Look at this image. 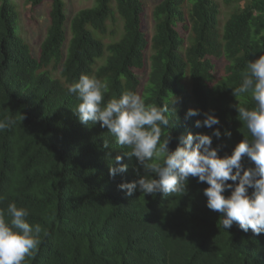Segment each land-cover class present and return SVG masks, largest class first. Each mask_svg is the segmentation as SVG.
Segmentation results:
<instances>
[{"label": "trees", "instance_id": "trees-1", "mask_svg": "<svg viewBox=\"0 0 264 264\" xmlns=\"http://www.w3.org/2000/svg\"><path fill=\"white\" fill-rule=\"evenodd\" d=\"M42 1L28 0L33 6ZM152 1L148 39L141 0H94L69 20L64 0H50L35 55L17 3L0 0V120L16 121L0 131V209L10 203L27 208L28 222L42 229L25 264H264V233L244 232L237 223L224 229L220 213L207 207L208 185L198 178H189L184 195L144 196L137 190L127 196L118 185L136 180L137 169L144 174L135 157L124 155L131 149L117 145L99 122L84 125L73 114L79 101L68 89L82 74L107 85L105 102L137 93L133 70L143 67L148 49L140 96L146 104L169 105L161 141L170 133V151L188 132L211 135L219 128L222 136L213 137L212 146L221 156L231 154L244 136L251 139L236 106L251 108L255 102L250 94L235 97L233 89L247 62L264 55V0H223L230 8L224 21L217 0ZM117 20L120 33L109 27ZM213 58L225 61L218 79ZM189 108L201 115L186 119ZM206 112L220 124L195 127ZM117 154L128 170L112 177L108 164ZM243 163L252 166L247 159Z\"/></svg>", "mask_w": 264, "mask_h": 264}, {"label": "clouds", "instance_id": "clouds-1", "mask_svg": "<svg viewBox=\"0 0 264 264\" xmlns=\"http://www.w3.org/2000/svg\"><path fill=\"white\" fill-rule=\"evenodd\" d=\"M68 91L75 94L79 101L72 109L78 120L84 125L99 122L102 128L106 127L117 145L131 149L124 155L129 160L135 157L143 168V175L139 169L136 170V180L118 185L127 196L137 190L144 196L157 193L165 197L184 195L189 178L195 177L198 182L208 185L203 190L207 207L220 213L219 223L224 229H230L237 223L244 232L264 233V55L247 62L241 72V83L233 89L235 97L250 94L255 102L251 108L239 103L236 106L238 118L251 139L244 136L231 154L223 156L219 155L217 147L212 146L213 137L220 139L222 136L219 128L214 129L211 135H194L191 132L181 135L176 149L170 151V133L161 141L162 126L167 128L170 123L169 105L146 104L140 95L132 91L105 102L107 85L87 74H82ZM177 99L175 97L171 105ZM199 115V109L189 108L185 118ZM203 115V120L195 121V127L213 128L220 124L219 118L212 112ZM15 122L11 117L0 120V131ZM223 136L230 138L231 132L225 130ZM105 147H108L107 143ZM122 159L117 154L108 164L110 176L115 177L128 170V164L121 163ZM245 159L252 166L245 167ZM249 189H253L251 195ZM229 190L230 195L225 196ZM5 216L10 220H6ZM28 216V209L15 203L0 209V264H25L26 258L32 256L39 246L41 226L30 224Z\"/></svg>", "mask_w": 264, "mask_h": 264}, {"label": "rangeland", "instance_id": "rangeland-1", "mask_svg": "<svg viewBox=\"0 0 264 264\" xmlns=\"http://www.w3.org/2000/svg\"><path fill=\"white\" fill-rule=\"evenodd\" d=\"M17 3L19 11V21L22 25L23 35L27 42L31 46L33 54L38 53L40 43L44 37L45 29L48 24V13L50 8V0H43L40 4L32 5L28 0H14ZM143 3V15H142V30L146 37L149 39L153 32V20H152V9L155 2L152 0H141ZM220 4V21L228 16L230 8L222 3L223 0H217ZM65 12L68 20L72 15L78 10L86 7H90L94 4V0H64ZM240 4L243 5L241 2ZM116 26L118 33L121 31V23L117 20L116 24H109V27ZM115 27V29H116ZM114 28V27H113ZM180 34L186 37L187 31L179 28ZM67 39H69V33L67 34ZM66 46V45H65ZM149 50L145 51V62L142 68L134 69L133 72L137 75L140 82L137 88V94L140 95L142 92V87L147 81L148 69H149ZM215 65V77L220 78L224 74L225 61L222 58L212 59Z\"/></svg>", "mask_w": 264, "mask_h": 264}]
</instances>
